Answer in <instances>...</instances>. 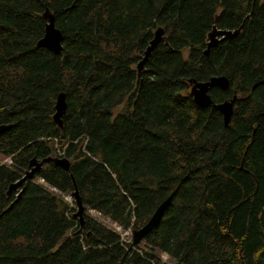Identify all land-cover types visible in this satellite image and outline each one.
Masks as SVG:
<instances>
[{"label": "trees", "instance_id": "obj_1", "mask_svg": "<svg viewBox=\"0 0 264 264\" xmlns=\"http://www.w3.org/2000/svg\"><path fill=\"white\" fill-rule=\"evenodd\" d=\"M44 6L58 55L35 48ZM240 26L203 55L212 27ZM157 28L164 40L137 73ZM213 76L228 80L208 91L213 103L236 98L226 127L188 95V80ZM0 124L11 126L0 134V264H165L154 251L172 264H264V0H0ZM57 151L69 172L44 164L6 194L31 158ZM70 176L82 227L63 198ZM167 197L143 250L85 214L133 231Z\"/></svg>", "mask_w": 264, "mask_h": 264}, {"label": "water", "instance_id": "obj_2", "mask_svg": "<svg viewBox=\"0 0 264 264\" xmlns=\"http://www.w3.org/2000/svg\"><path fill=\"white\" fill-rule=\"evenodd\" d=\"M254 0H252L253 4ZM41 20L43 21V34L39 40L35 43V48L44 49L47 52L58 55L61 52V43H62V34L61 32L55 28L54 20L52 14L49 10L44 6L43 12L40 15ZM240 28L234 30H217L214 27L211 28L210 32L206 35V44L205 50L203 51V55L207 56L208 52L211 48L215 47L217 44L231 40L235 38ZM164 40L163 31L160 28L155 29L152 34L151 40L148 42L146 48L142 53V57L139 62L136 64L137 73H139L143 69L144 63L147 61L150 53L154 50L156 45ZM190 84V88L188 91L189 97H191L192 102L196 106H200L203 108H210L218 112L221 116V121L223 126H227L232 115L233 104L236 100L235 96H232L228 100H224L220 103H213L208 95V91L212 88H217L221 91H225L228 87V80L224 76H213L210 77L207 81L204 82H195L193 80H188ZM65 96L63 93H59L56 95L53 105V114L51 116L52 122L58 127L61 128V119L65 114ZM10 125H1L0 124V134L8 131L10 129ZM52 164L53 166L61 169L64 172H69V161L62 157H46L41 160H36L35 158H31L27 163V170L24 171L22 177L17 180L15 183L10 184L7 188L6 194L8 195L12 191L18 190L22 184L31 179L34 174L41 169L44 164ZM71 178V183L73 187V191L70 195L74 204V212L72 214V218L78 221L80 227H82L83 222V213L84 207L81 203V199L78 195L76 187L74 185V181ZM19 196V192L16 197ZM170 197H167L164 201H162L154 210L150 218L146 221V223L140 228L131 231V241L130 245H137L140 243L143 238L148 235L158 224L161 218V214L164 209L167 207L169 203ZM12 203L8 206V209L11 207Z\"/></svg>", "mask_w": 264, "mask_h": 264}, {"label": "rangeland", "instance_id": "obj_3", "mask_svg": "<svg viewBox=\"0 0 264 264\" xmlns=\"http://www.w3.org/2000/svg\"><path fill=\"white\" fill-rule=\"evenodd\" d=\"M55 153H56V155H59V156L62 155L60 151H57ZM0 162L2 164H5V165H9L10 164L9 159H1L0 158ZM34 181H37V180L34 179ZM39 183H41L43 185V183L41 181H39ZM63 198H64V200H66L71 205V207L74 210V204H73V200L71 199V197L63 196ZM85 214L89 215L91 218L95 219L97 222L103 224L108 229H111L112 231L116 232L120 236V240L122 242L130 243V241H131V231L130 230H126V231L121 230L115 224H112L107 219L102 218L99 214H97L94 211L87 210L85 212ZM138 248L140 250H143L145 248V246H144V244L142 242H140L138 244ZM154 255L156 257H158L162 263H165V264H172L173 263V261L167 255H165L163 253H159V252L154 251Z\"/></svg>", "mask_w": 264, "mask_h": 264}]
</instances>
